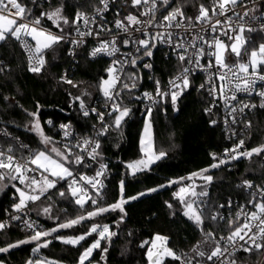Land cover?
Wrapping results in <instances>:
<instances>
[{"label":"trees","instance_id":"16d2710c","mask_svg":"<svg viewBox=\"0 0 264 264\" xmlns=\"http://www.w3.org/2000/svg\"><path fill=\"white\" fill-rule=\"evenodd\" d=\"M20 1L28 9L33 10V16H39L42 11H51L63 5L64 15L70 21L75 17L77 10L89 11L100 3V0H53L49 7H35L28 1ZM200 4L211 8L213 0H175V6H182L185 15L192 17L194 23H197L195 17L198 15ZM43 24L61 32L60 28L46 18L43 19ZM61 28H63L61 33L70 34L76 26L61 24ZM87 48L88 46L82 47L72 68L69 57L70 47L67 43L60 42L44 52L45 68L40 74H34L27 70L26 58L15 38L9 37L8 40L0 42V55L7 66V69L0 74V128L14 132L29 146L33 154L45 148L39 137L30 129L33 117L28 113L37 111V104L41 106L39 119L45 134L52 137L55 147L62 151H65V146L72 147V144L55 130L57 123L72 124L80 136L93 133L97 127L100 129L97 116L90 114L85 117L79 108V102L73 100L74 97L82 96L86 91L88 95L82 98L87 106L93 107L104 98L99 90V84L101 78H107L105 70L110 66V60L89 59ZM153 58L151 69L132 70L139 76L137 88H147L148 77L173 76L181 68L178 63L164 58L158 51ZM66 69L70 70L69 80L78 87H73L72 84L61 80V75ZM190 85L178 98L175 109L169 100L167 112L161 109L152 111L155 145L167 155L152 165L149 171L138 174L135 178L126 175L125 165L140 158L139 139L146 116L140 113L136 100L132 101V110L125 118L122 129L111 128L99 139L101 145L99 160L109 169V178L102 193L103 199L99 201L100 206L110 205L117 200L118 184L122 178L126 180L127 196L137 195L151 188H158V191L149 192L127 203L124 206L126 215L123 221H121L123 214L119 211L104 213L73 228L60 229L53 233L52 237L46 238L52 242L47 248H41L39 252L32 251L36 247L34 242L11 249L7 253H0V260L5 261L6 264H26L29 259L47 262L50 258H54L61 262L60 264H78L80 253L97 238V234H92L87 240L82 241L81 245L75 247L66 245L53 237L81 235L87 232L93 223L108 224L110 230L116 233L111 242L101 241V249L107 248L108 251L102 253L101 249L95 250L91 258L93 264H148L147 251L150 242L157 234L167 237L168 247L185 259L194 257L195 254L191 249L204 237L201 230L183 215L184 205L174 197V193L182 184L163 188L159 186L166 185L169 180L187 177L193 172L210 168V165L215 163L211 154L226 147L228 142L222 129L210 124L211 118L205 111L209 104L207 94L198 90V82L195 79ZM114 116L115 113L112 116L107 115L109 125L112 124ZM47 120L52 123L48 124ZM254 122L256 132L254 144L257 147L264 144V110L258 112ZM67 165L74 172L87 171L85 164L69 163ZM254 170L264 171L260 167L258 158L254 159L249 166L240 165L242 177L253 179L251 171ZM207 174L213 177V181L209 185V195L200 198L205 202L201 205V208H204L203 227L206 231L213 232L215 236L222 235L231 230L228 227V221H212L209 217L218 203L228 199H242L244 192L238 188L235 174L221 167L210 168ZM14 183L19 184L18 181ZM65 183L64 180L58 181L56 189L49 190L37 202L28 204V212L43 224L41 231L50 230L61 223L59 220L47 219L48 214L43 212L45 207H50L53 216L59 219L64 216H70L73 219L76 215L82 214V211L93 210L94 206L90 202L85 205L84 210H81L68 192L65 197H60L59 191L65 187ZM12 185L0 191V219L13 211L15 202L12 200V195L16 194V190ZM168 204L172 207L169 208ZM31 235L32 233L18 225L5 228L0 232V247L26 239ZM145 241L149 243L144 244ZM141 244L144 246L141 247ZM213 246L211 243L202 245L206 252L211 251ZM102 255L106 259H101ZM259 256L260 252L253 251L251 254L236 255L235 259L237 264H256ZM196 261L200 264L207 262L206 258L200 257H195L193 264H196ZM164 264H180V262L167 258Z\"/></svg>","mask_w":264,"mask_h":264},{"label":"snow or ice","instance_id":"6c2138e0","mask_svg":"<svg viewBox=\"0 0 264 264\" xmlns=\"http://www.w3.org/2000/svg\"><path fill=\"white\" fill-rule=\"evenodd\" d=\"M36 0H33L35 3ZM160 3L167 7L169 6L170 0H160ZM240 3V0H213L211 8L206 7L204 4L199 5L198 15L195 17V21L200 24L207 23L210 25L211 31L213 33L217 32L218 26L222 24V21L217 19L215 23L212 22L213 16H226L229 11H232L234 7ZM100 4L103 5L102 8H96L95 12L97 15L102 16V14L109 9V0H100ZM131 6L142 10L139 12V16L129 13L124 17L123 20H115V27L122 33L127 34V38L123 40V45L127 47L130 43L134 44L136 53H140V56H135L132 53L127 54L131 59H124L123 61L114 59L111 65L105 70L107 72V79L101 78L99 84V90L102 92L106 101H112L111 112L108 113L112 116L115 113L113 122L111 125L105 123V114L98 112L97 109H89L82 96L88 95L85 91L82 96H76L73 98L74 101L79 102V108L85 117H88L91 113H95L98 120L101 123L100 129L97 131V136L106 135L111 128L116 130L122 129V124L125 118L130 115L131 109L124 106L122 107L120 103H117V97L120 96V92L123 89L131 91L137 86V75L135 73L128 76L131 83H126L121 81V73L123 72L124 66L126 64H131L135 66L138 59H142L144 56L152 57L153 49L156 47V43H166L171 46L176 51V57L181 64L179 73L169 80L168 91L163 90L161 82L155 80V90L154 93L145 92L143 97L155 104L156 97L165 99L170 97L171 104L173 108H176L178 98L187 90L190 85V80L188 74L190 69L184 67V63L195 64L197 67H201L203 70L207 71L214 65L210 61L207 68H204L200 64V58L203 57L205 49L203 47L197 48V41H202L210 49L214 51L207 53V55L214 57L215 67L221 71L218 75V79L222 82L219 87V93L222 97H225V81L227 84L233 85L234 91L232 92L231 99L236 100V93L243 92L246 94H251L255 90L257 81H264V42L260 43L258 49H253L248 54V49L246 45L251 43V38L245 37L244 33L247 31L261 32L264 33V23H261L258 27H253L248 25L246 22L238 23L236 27H232L231 17H227V29L222 30L221 34L227 36L231 41L230 44H225L223 40L218 37H214L211 42L204 39L203 36L197 35L193 38L190 44L187 46L182 41L173 42L172 32L167 31L171 28H181L185 27L184 21H189L192 23V17H187L183 11L182 6H176L171 8L166 15H162L160 20H157L156 13L159 11L158 0H131ZM248 10L241 16L239 13H235L238 21H244L245 17L249 16ZM211 13V15H210ZM31 9L24 6L20 0H0V42H4L9 39V37L15 38L20 41L22 47L27 53L28 67L27 70L34 74H40L46 65V60L44 57V52L48 49H52L55 45L59 44L61 41L65 40L67 37L65 35H57L53 32L44 29L41 26V21L46 18L52 21V23L61 29V24L64 25H75L76 32L80 37L87 35H92L91 29L87 32L80 31L79 25L81 22L83 25L88 26L90 23L94 24L95 17H89L87 13L77 10L75 17L70 21L67 16L64 15V6L60 5L51 11H42L39 16L33 17ZM148 17L147 20H141L139 17ZM253 19H258L253 16ZM125 21L127 23H125ZM163 29L164 31L150 32L151 28ZM141 33L140 37H136L132 34V31ZM102 31H111L110 29H104L101 27ZM187 30V29H186ZM229 32L234 33L229 35ZM99 35V33H96ZM22 37H31L35 41V46L27 42V40L22 39ZM117 36H113L111 40H105L100 42L99 46L93 48L89 55L92 58L98 55L115 56L119 51L117 46ZM70 43L76 47H79L83 41L82 40H71ZM191 47L196 49L192 55H188V48ZM234 54L238 60L234 65H230L226 62L227 54ZM69 55L75 56L74 50L69 52ZM242 56H246V59L241 60ZM0 61V65H2ZM119 66V67H118ZM145 68H152L151 64H145ZM5 71V67L0 66V73ZM229 73L231 78H229ZM64 82L72 84L73 87H78L73 81L67 80L62 77ZM233 80L235 81L233 84ZM179 81V82H178ZM211 81V77L209 78ZM121 85L117 88V85ZM201 88L204 85L200 86ZM217 91L216 87L213 86L209 89L210 94H215ZM261 98L260 108H264V90L256 92ZM227 99V97H225ZM7 99V97H5ZM37 111L29 112L28 115L33 117L31 123V130L34 131L41 140V143L46 147L48 145L54 144L52 137L47 136L43 130V127L39 119V109L40 105L37 104ZM257 105L244 103L237 109L236 107L231 108L229 115L239 111L244 112V109H253ZM27 111V110H25ZM152 107H146V116L144 120V126L139 139V151L140 158L130 161L125 165L127 170L126 175H130L135 178L138 174L147 172L151 169V166L156 164L158 161L162 160L167 153L163 150H159L153 138V124H152ZM207 113L212 112V108L205 109ZM232 122L236 123L235 116L232 117ZM51 124L52 121H48ZM216 120H210V124L215 125ZM227 123V121H226ZM251 122H247L245 127L251 128ZM60 128L64 130L63 134L68 137L70 133V125L61 124ZM6 134V133H5ZM235 133H233L234 135ZM245 140L240 139L231 149H226L224 156L230 160H238L241 157L251 159L253 155L264 154V144L257 147L251 148L250 150L241 151L244 148ZM21 148H26V145L21 144ZM75 147L80 148L81 152H86L87 157L92 160H98L101 157L100 142L99 140H93L90 138H85L82 145L77 144ZM51 153H55L56 157L59 159H54L46 151H38L27 158L17 159L13 154V148L9 147L7 150L0 148V182L8 179L9 181H19L21 185H25L28 189L25 190L16 187L15 184L12 187L15 188L16 192L19 194L18 202L13 204V211L20 213L27 206L29 202H36L44 197L46 193L51 189L57 188L58 181L64 180L68 182V194L74 199L75 204L81 209H85V205L91 203L93 210L82 211V214L76 216L73 219H68L65 222L59 223L56 227L50 230H35L32 223H26L28 229L33 230V234L26 239L18 240L14 243H8L6 246L0 247V253H7L11 249L18 248L21 245L34 243L36 247L32 249L34 253L39 252L41 248H47L52 242L47 237H52L53 233L58 232L60 229H70L77 225H80L86 220H92L95 217L101 216L104 213L119 211L123 215L121 216V221H123L124 215H126L124 206L130 201L139 199L140 197L146 195L149 192H156L158 188H151L144 192H140L137 195L127 196L126 195V180L122 178L118 184V198L117 200L107 206H100L99 201L103 199V189L105 184L101 177L106 176L107 165L104 163L99 164V168L95 173V176L88 177L86 175H79L75 177L73 171L66 166V164L74 163L77 165L84 164V156L75 155L74 159H70L72 156L71 148L65 146V151L62 152L55 146L51 147ZM213 160H217L215 153L211 154ZM226 159H219L218 163H213L210 168H219L222 164L227 163ZM35 166V167H31ZM210 168L201 169L198 172H193L187 177H181L178 179H172L167 182L166 185L162 184L159 187H170L173 184H182L184 180L192 181L194 178L202 179L205 184L201 186L199 192L196 191V185L187 184L179 188V191L174 193V197L179 199L181 204L184 205L183 215L186 216L190 221H192L203 233L204 239L198 242L191 251L195 254L194 257L185 259L182 255L177 254L172 248L168 247V238L157 234L154 239L150 242V247L147 251L148 264H164L165 258H171L174 261H179L180 264H193L195 257L206 258L207 261H220V264H237L235 259L236 253L243 251L245 253L251 254L253 251L259 253L264 250V200L254 203L256 211L251 213H245L243 210L236 214L235 220L228 221V227L231 229L227 237L221 236L219 240L216 239L215 235L211 231H206L204 229V212L201 205L205 202L200 198L207 197L209 195L207 191V185L211 184L213 177L211 175H206ZM40 172V178L37 179L35 176H29L30 172ZM47 173V175H45ZM71 178V179H69ZM93 190L90 194L89 188ZM247 189L253 188V184L250 180H244L242 185ZM7 184L0 187V191H3ZM257 192L264 196V188L257 186ZM60 197H65L66 193L64 191H59ZM253 200H255V195L253 194ZM252 201H250L251 203ZM230 203V202H229ZM169 208L172 207L171 204L167 205ZM224 207V205H220ZM45 214H50L51 208H43ZM241 215L244 216V222L239 223ZM12 219L18 220L19 216H13ZM223 219V217H218V214L211 215L209 219L216 221L217 219ZM8 225L5 222H0V232H2ZM255 229V231L253 230ZM97 234V238L86 247L79 255L78 264H92L93 252L97 249H101V241L111 242L113 236L116 235L115 232L110 230L108 224L99 225L93 223L87 232L74 236V237H62L55 236L54 239L60 240L66 245L79 246L82 241L87 240L92 234ZM221 241L224 242L222 246ZM243 241V243H240ZM145 241L144 244H148ZM211 243L214 245L211 251L206 252L203 250L202 245ZM141 244V247L144 246ZM102 253H107L108 249H101ZM186 255V254H185ZM223 258V259H222ZM101 259H106L102 255ZM0 264H3L0 261ZM26 264H56L54 261L44 260H32L29 259ZM196 264H200L196 261Z\"/></svg>","mask_w":264,"mask_h":264},{"label":"built area","instance_id":"2783aa9c","mask_svg":"<svg viewBox=\"0 0 264 264\" xmlns=\"http://www.w3.org/2000/svg\"><path fill=\"white\" fill-rule=\"evenodd\" d=\"M24 1H26V2L28 1V2L32 3L35 7L36 6L37 7H49L53 3V0H36L35 3H33V0H24ZM171 1L172 0H170V2ZM20 2L22 3V1H20ZM102 7H103V5L99 3V5L95 8H93L92 10L83 11V12L87 13L90 18L95 17V21H96L94 24L90 23L88 26L83 25V23L81 22V24L79 25L80 31L87 32V31H89V29H91V31L93 33L92 35H87L84 37H80L77 34L76 28L70 34L61 33V32H57L55 30H52L51 28H49L43 24V20L41 21V26L44 29L51 31L54 34L65 35L67 37L65 40H63L61 42L67 43L70 47V51L74 50L76 53L75 56L69 55L70 61H71L70 67H72V68L74 67L73 64L76 63V61L78 59V54L81 51L82 47H84V46H88L87 55H88L89 59H92V60L108 59V60H110V65L114 59H118L121 61H123L124 59L130 60L131 57L127 55L129 53H132L135 56L141 55L140 53H136V51H135L136 46L134 44L130 43L127 47H125L123 45V40L125 38H127V34L122 33L120 30H118L115 27V20H117V19L123 20L124 17L126 15H128L129 13L139 16V12L142 10V8L138 9V8L132 7L131 6V0H109L108 11L104 12L102 14V16L97 15L95 12V9L96 8H102ZM173 7H176L175 6V0L173 1V4L170 7L163 6L160 3V0H158L159 11L156 13L157 20H160L162 18V15H166L167 12L170 11L171 8H173ZM248 10H253V11H249V16L245 17L244 21H238L235 13H239L241 16H243V13L245 11H248ZM31 11H33V10L31 9ZM253 16L257 17L258 19H253L252 18ZM33 17H36V16L32 15L29 17V19H32ZM227 17H231L232 27H234V28L236 27V25L238 23H243V22H246L250 26L258 27L261 23H264V0H240V3H238L232 11H229L226 14V16H213L212 17L213 23H215V21L217 19L222 21V24L220 26H218V30L215 33H213L211 31L210 25H208L207 23L200 24V23L192 22L191 24H189V21H187V20H185L183 22L185 27L171 28V29H168L167 31L172 32L173 42L182 41L183 43H185L186 46L188 44H190L191 41L193 40V38L196 37L197 35L203 36L204 39L209 41V42H211L214 37H218L221 40H223L225 44H230L231 41L228 39V37L221 34L222 30L227 29V23H226ZM139 18L141 20H147L148 19V17H143V16H140ZM125 23H127V22L125 21ZM101 27H103L104 29H110L111 31L110 32L109 31H102ZM130 31H132V34L134 36L143 38L141 36V33L135 32L132 29H130ZM149 31L150 32H157V31H164V30L153 27V28L149 29ZM96 33H99V35H96ZM233 34L234 33L229 32V35H233ZM244 35H245V37L251 38V43L246 45V48L248 49L249 55L253 49L258 48L259 44L264 42V33H261V32L249 33L246 31L244 33ZM113 36L118 37L117 46L120 49V51L115 56L110 57L107 55H98L97 57L92 58L89 55V53L91 52V50L93 48L99 46L100 42L105 41V40H111L113 38ZM22 39L27 40V42L29 44H31L33 47L35 46V41H33L31 39V37H22ZM74 39L75 40H82L83 43L79 47H76L70 43V41L74 40ZM18 43L20 44V47L23 51V54H24L26 61H27V64H28L27 53L24 50V48L22 47L20 41H18ZM199 47H203L205 49V53H206L203 57L200 58V64L204 68H207L208 63L211 61L214 66L212 68L208 69L207 71L203 70L201 67H197L195 64H189L187 62H185L183 66L190 69V72L188 74L190 84L192 83L193 79H195L198 82V90L207 94L208 99H209V104L206 107V109L211 107L212 112L211 113L206 112V113L209 115L211 120L217 121V123L215 125H212V124L211 125L220 127L222 129V131L224 132V135H225L227 142H228V145L226 147L215 152V154L218 158L217 160H215V163H218L219 159L228 160L227 163L222 164L220 167H221V169H223L227 172H231V173L235 174L236 180H237L236 181L237 186L240 190H242L244 192V197L242 199H240V198L228 199L226 201L218 203V205L215 207L212 215L218 214V217H223V219L218 218L216 221L235 220L236 214L238 212H241V210H243V212H245V213H251L253 211H256L255 207L253 206L254 203L260 202L261 200H264V196H262L259 192H257V186L264 188V171H262V172L257 171V170L251 171V175L253 176V179L242 177V173L240 172V165L241 166H249L252 163V161L256 158H258L259 163H260V167H262V170H264V154H261L259 156L253 155L251 159L241 157L238 160H230L224 156V152L226 149H231L236 143H238V141L240 139L245 140L244 148L241 149V151L250 150L251 148L256 147L254 144L255 134H256L254 121L256 119V115L258 114V112L260 110H264V108L259 107V105L261 103V98L258 95H256V92L264 90V81H257V84L255 86V90L251 94H246L243 92H237L236 93V97H237L236 100L231 99L232 92L234 91L233 85H229V84H227V81H225L223 83H225V85H226L225 97H227V99L225 97H222L219 93V87H220L222 82L217 77L221 71H226V70H219L217 67H215L214 57L207 55V53L214 51V49L208 48V46L206 44H204L202 41H197V48H199ZM195 50L196 49L189 47L188 48V55H192V53L195 52ZM157 51L160 52V54L164 58L173 60L174 62L178 63L181 67L180 62L178 61V59L176 57V51L166 43L157 42L156 47L153 49L152 57L144 56L142 59L137 60V64L135 66H132L130 63L126 64L124 66L123 72L121 73V81L126 82V83H131V81L128 79V76L135 73L138 77V79H137V82H138L139 76H138L137 72H133L132 70L142 71V70L149 69V68H145L144 65L145 64H151L152 65V63L154 62L153 57ZM246 58H247L246 56H242L240 59L243 60ZM237 60H238V58L234 54L229 53L226 55V62L230 65H234L235 63H237ZM0 61L3 62L2 65H0V66L5 67V70H6L7 66L5 65V61L1 55H0ZM179 71L175 75L167 76L165 78L148 77L149 86L147 88H144V89L137 88L138 86L133 88L131 91H129L127 89H123L120 92V96L117 97L116 102L120 103L122 107H124V104H126V107H128L129 109L132 110V106H131V105H133L132 101L136 100L138 103V106H139V111L143 115L144 114L146 115V107H148V106H151L153 111L157 110V109H161L163 112H167L170 97H167L165 99H161L160 97H156L157 102L155 104H153L152 101H149L146 98H144L143 94L145 92L154 93L155 80H159L161 82V86H162L163 90L168 91L169 80L172 79L173 77H175L179 73ZM69 75H70V70L66 69L61 75V80H63L62 77L69 80V78H70ZM210 77H211V81H209ZM229 78H231L230 73H229ZM234 82L235 81L233 80V84H234ZM201 85H204V87L201 88L200 87ZM213 86L216 87L217 91L215 94H210L209 89H211ZM120 87H121V85L118 84L117 88H120ZM111 103H112V101H106V99L104 97L100 101V103H98V105L93 106V107H89L87 105L86 106L89 109L95 108V109H97L98 112L104 113L105 114V123L108 124L106 118H107L108 113L111 112ZM244 103L255 104V105H257V107L253 108V109L246 108V109H244L243 113L237 111V112L233 113L232 115H229L232 107H236L237 109H239V107L242 106V104H244ZM90 114L96 115L95 113H91V112H90ZM233 116H235L236 123L232 122ZM48 121L49 120H47L46 122H48ZM226 121H227V123H226ZM249 121L251 122L252 126H251V128H246L245 125ZM61 124H64V123H57L55 130L57 132H59L65 139H67L72 144V147H69V148H71V151H72L71 157L75 158V155H82L85 158L84 164L87 166V171H85L83 173L75 172L74 176L77 178L79 177V175H86L88 177L95 176V173L99 168V164L103 163V162H101L99 160V158H98V160H92V159L88 158L87 153L81 152L80 148L75 147V145H77V144L82 145L83 140L85 138H90L93 140H99L101 138V136H97V131L99 130V127H97L96 130L91 134H88L86 136H80L76 133L72 124H67V125H70V133L71 134L68 137H65L63 134L64 130H62L60 128ZM99 126H101L100 121H99ZM233 133H235V134L233 135ZM21 144L26 145L14 132L9 131L6 128H0V148L7 150V148L12 147L13 148V154L15 155V157L18 160L21 159L22 157L27 158L28 156L33 154V152L30 150L28 145H26L27 146L26 148H21L20 147ZM31 167H35V166H31ZM28 175L29 176H35L37 179L40 178V172L39 171L30 172V173H28ZM45 175H47V174L45 173ZM108 178H109V169L107 166L106 176L101 177V179H103V181H104L105 188H106V181ZM69 179H71V178H69ZM244 180H250L251 183L253 184V188L247 189L243 186H240V185H242V182ZM87 187L89 188V192L91 194L93 190L90 188V186H87ZM104 189H103V191H104ZM60 191H64L65 193L68 192V182L67 181L65 183V187H63ZM253 194L255 195V200H253ZM12 200L15 203L18 202V196L16 194H13ZM250 201H252V202L250 203ZM32 203L33 202H30L28 204H32ZM220 205H224V207H220ZM202 210H204V208H202ZM13 216H19L20 219H18V220L12 219L11 217H13ZM0 222H5L8 225V227H6V228L12 227L14 225H18L23 230H25L29 233H32V234H33V230L28 229L25 222L32 223L34 225L35 230H42L43 229V224L28 212V206L20 213H17L14 211L9 212L3 219H0ZM238 222L239 223L244 222V216L243 215H241L240 220ZM253 230L255 231V229H253ZM230 231L228 233H225L222 235H216L215 237L217 240H219V238L221 236L227 237L229 235ZM240 243H243V241H241ZM221 244L223 246L224 242L221 241ZM244 253L245 252L240 251V252L236 253V255L244 254ZM205 264H220V261H207ZM256 264H264V250H261L260 256H259Z\"/></svg>","mask_w":264,"mask_h":264},{"label":"rangeland","instance_id":"374dc122","mask_svg":"<svg viewBox=\"0 0 264 264\" xmlns=\"http://www.w3.org/2000/svg\"><path fill=\"white\" fill-rule=\"evenodd\" d=\"M256 49H258V48H256ZM107 79V78H106ZM31 129V128H30ZM32 131V130H31ZM33 133H35L34 131H32ZM36 134V133H35ZM37 135V134H36ZM38 136V135H37ZM39 137V136H38ZM153 138H154V133H153ZM39 139H40V137H39ZM41 141V140H40ZM45 146V145H44ZM53 146H55L54 144H51V145H48L47 147L45 146V148L44 149H40L39 151H46V152H48L54 159H59V157H56V155H55V153H51L50 152V149H51V147H53ZM158 148H159V146H157ZM62 151V150H61ZM62 152H64V151H62ZM66 166L68 167V165L66 164ZM72 171H73V169H71ZM75 172L73 171V174H74ZM47 174V173H46ZM206 175H209V174H207L206 173ZM19 182V181H18ZM195 184L197 187H196V191L197 192H199L200 190H201V186H204V184H205V182L202 180V179H199V178H194V180H192V181H189V180H184L183 181V183H182V185L181 186H183V185H187V184ZM4 184H7V185H12V184H15L14 183V181H9L8 179H5V181H3V182H0V187H2ZM210 185V184H209ZM209 185H207V191H208V189H209ZM15 186L16 187H19V188H21V189H23V190H25L26 192L28 191V189L25 187V185H21L20 183L19 184H15ZM6 188V187H5ZM4 188V189H5ZM3 189V190H4ZM178 191H179V189H178ZM177 191V192H178ZM16 195L19 197V194L16 192ZM37 202V201H36ZM30 203V202H29ZM77 216V215H76ZM75 216V217H76ZM46 218L47 219H50V220H59V221H61V223L62 222H65L66 220H68V219H72L70 216L68 217V216H64L62 219H59V218H57V217H55V216H53V213H51L50 212V214H48L47 216H46ZM156 236V235H155ZM154 236V237H155ZM154 239V238H153ZM152 239V240H153ZM93 242V241H92ZM91 242V243H92ZM150 247V246H149ZM167 258H165V260H166ZM0 261H2L3 262V264H6V262L5 261H3V260H0ZM48 261H54V262H56V263H58V264H60L59 263V261H57L56 259H54V258H50ZM64 264V263H63ZM93 264V263H92Z\"/></svg>","mask_w":264,"mask_h":264},{"label":"water","instance_id":"95a60500","mask_svg":"<svg viewBox=\"0 0 264 264\" xmlns=\"http://www.w3.org/2000/svg\"><path fill=\"white\" fill-rule=\"evenodd\" d=\"M173 1H174V0H172V1L170 2V4H169V6H168V7H170V6L173 4Z\"/></svg>","mask_w":264,"mask_h":264}]
</instances>
